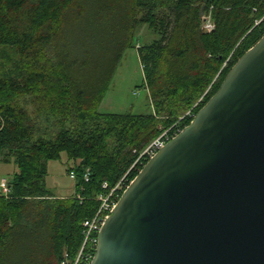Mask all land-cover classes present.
<instances>
[{
	"label": "trees",
	"instance_id": "1",
	"mask_svg": "<svg viewBox=\"0 0 264 264\" xmlns=\"http://www.w3.org/2000/svg\"><path fill=\"white\" fill-rule=\"evenodd\" d=\"M140 24L158 36L136 47L152 112L101 113ZM263 34L264 0H0V164L13 165L0 264H72L97 196L162 129L189 124ZM62 153L75 184L58 197L45 178Z\"/></svg>",
	"mask_w": 264,
	"mask_h": 264
},
{
	"label": "water",
	"instance_id": "2",
	"mask_svg": "<svg viewBox=\"0 0 264 264\" xmlns=\"http://www.w3.org/2000/svg\"><path fill=\"white\" fill-rule=\"evenodd\" d=\"M90 264H264V34L144 164Z\"/></svg>",
	"mask_w": 264,
	"mask_h": 264
},
{
	"label": "rangeland",
	"instance_id": "3",
	"mask_svg": "<svg viewBox=\"0 0 264 264\" xmlns=\"http://www.w3.org/2000/svg\"><path fill=\"white\" fill-rule=\"evenodd\" d=\"M146 24H140L134 37V47L127 48L116 68L112 81L99 105L101 113H151L152 107L144 85L143 72L137 55V46L148 44L157 39ZM65 153L59 160H50L47 164L46 187L56 196L73 194L75 180L67 171ZM13 165L0 164V180L7 179Z\"/></svg>",
	"mask_w": 264,
	"mask_h": 264
},
{
	"label": "built area",
	"instance_id": "4",
	"mask_svg": "<svg viewBox=\"0 0 264 264\" xmlns=\"http://www.w3.org/2000/svg\"><path fill=\"white\" fill-rule=\"evenodd\" d=\"M212 28H213V24L208 14L204 16L202 29L204 31H210ZM200 99L201 98H199V100L194 104V106L200 101ZM191 109L187 111L185 115L188 118L192 119L195 113H193ZM181 130L182 128L178 127V125L176 124H173L169 128L162 129V131L139 152L135 161L132 163L128 171L132 168H139L140 166L143 167L144 164L157 152L159 148L164 146V144H166L171 138L176 136ZM140 169L141 168H139L138 171ZM127 172L116 183V185L109 190V192L100 193L97 196V199L100 202L99 207L91 218L86 219L83 222V227H84L83 243L78 251L75 261L72 264H90L97 245V239H98L97 237L101 225L114 209L117 200L120 197L119 192L122 193L124 189L128 186L129 182L132 180V179L131 180L127 179L126 177ZM87 174L88 173H85L84 175L86 180H87ZM70 176L73 178V173H70ZM106 185H107L106 183H103L102 186L106 187ZM0 190L4 194L8 193L7 179L0 180ZM61 264H65V261H62Z\"/></svg>",
	"mask_w": 264,
	"mask_h": 264
}]
</instances>
